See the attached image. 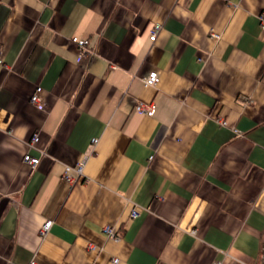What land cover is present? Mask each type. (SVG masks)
Instances as JSON below:
<instances>
[{
	"label": "crops",
	"instance_id": "1",
	"mask_svg": "<svg viewBox=\"0 0 264 264\" xmlns=\"http://www.w3.org/2000/svg\"><path fill=\"white\" fill-rule=\"evenodd\" d=\"M33 258L264 264V0H0V264Z\"/></svg>",
	"mask_w": 264,
	"mask_h": 264
},
{
	"label": "built area",
	"instance_id": "2",
	"mask_svg": "<svg viewBox=\"0 0 264 264\" xmlns=\"http://www.w3.org/2000/svg\"><path fill=\"white\" fill-rule=\"evenodd\" d=\"M160 28H161V24L157 23L154 25L153 30H152V34L150 36L151 40L154 41L156 39L157 33L160 30ZM211 35L213 37H219V35L214 33V32H212ZM72 41L75 42L79 46V48L81 49L80 57L84 56L85 51H87V49H88V41L87 40H80L76 36L72 38ZM143 81L146 85L157 84L159 82L158 72L157 71H151L147 76L143 77ZM42 91H43L42 87L37 86L35 91L33 92L32 96H31V101L33 103H35L39 108L43 109L44 106L41 102V97H40V94ZM136 109L141 113H144L147 115H153L155 112V109H156V105L154 102H149V103L138 102L136 105ZM38 139H39L38 135L34 134L30 144L33 145L35 142L38 141ZM93 141L96 142V140H93ZM23 159L26 163H28L32 167H35L40 162V157L33 156L29 152L24 154ZM84 169H85V161L78 162L74 166L66 165L62 174H61V178L63 180H66V181L73 182V181H75L76 178H80V177L85 176L84 175ZM72 172L76 173V177L72 175ZM137 216H139V212L135 208L131 211V217L136 218ZM52 223H53V220H51V219H48L45 221L42 228L40 229V234L42 236H44L49 231V229L52 226ZM104 233L110 237H114V238L119 237V234L117 233L114 226H110V225L106 226L104 228ZM115 261H117V259H115ZM30 264H38V263L33 258L31 260ZM212 264H223V262H222V260H216Z\"/></svg>",
	"mask_w": 264,
	"mask_h": 264
}]
</instances>
